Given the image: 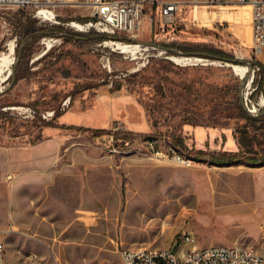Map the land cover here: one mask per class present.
<instances>
[{"label": "rangeland", "instance_id": "1", "mask_svg": "<svg viewBox=\"0 0 264 264\" xmlns=\"http://www.w3.org/2000/svg\"><path fill=\"white\" fill-rule=\"evenodd\" d=\"M159 1L179 2L174 23L163 30L160 14L155 15L152 32L137 40L141 47L135 55L107 42L116 39L90 43L54 31L83 35L67 24L76 16L86 19L85 8H60V18L48 22L34 18L31 10L0 6V56L11 60V76L24 74L15 85L11 76L0 84L3 264H120L122 249L178 250L183 232L201 248L238 246L264 254V164L240 160L217 166L196 159L197 150L241 148L237 132L249 125L245 109L264 108L262 94L252 98L262 69L249 87L252 72L242 78L230 63L200 52L170 54L153 46L216 48L250 71L254 62L264 65V51L259 57L254 52L250 9L237 3ZM30 18L34 30L49 33L25 38L22 24ZM173 56L202 61L179 64ZM101 94L115 100L111 111L95 103ZM67 99V110L110 112V125L122 119L144 135V142L166 141L172 145L169 153L178 150L197 162L183 167L147 153L111 156L90 130L50 129L40 116L18 111L54 110L58 117ZM248 130L257 136L251 142L256 150L264 151V130ZM40 140L55 144V161L43 174L23 172L22 151Z\"/></svg>", "mask_w": 264, "mask_h": 264}, {"label": "built area", "instance_id": "2", "mask_svg": "<svg viewBox=\"0 0 264 264\" xmlns=\"http://www.w3.org/2000/svg\"><path fill=\"white\" fill-rule=\"evenodd\" d=\"M195 4L224 5L237 3L250 9L252 41L255 56L263 55L264 51V0H194ZM0 6L17 7L32 11L34 18L54 22L60 18L57 12L60 8H85L86 19L77 16L67 24L74 31L82 34L97 32L117 37L114 44L122 43L127 46L139 45L137 42L146 30L152 32L155 15L160 14L163 30L174 23L175 13L178 10L177 1L159 0H0ZM71 24V26H69ZM154 46V45H153ZM191 59V58H190ZM252 78L261 70V64L252 65ZM247 85V87H248ZM248 87V88H249ZM71 104L67 99L62 105L66 111ZM249 112H257L255 106L248 108ZM20 114L29 113L32 118L40 116L43 121L55 122L56 112L46 111L37 113L31 108L18 109ZM97 145L111 156H121V152L128 155L147 153L152 159L169 161L173 160L183 167H192L196 160L177 153H169L166 141L144 142V135L130 130L124 123L117 122L103 133L94 136ZM165 142V143H164ZM178 250L139 247L122 249L120 259L123 264H264V254L253 251L251 248L236 246V250H228V246H208L201 248L196 244L194 236L183 232L177 240ZM191 244V249L186 251L185 245ZM5 243L0 232V264L4 262ZM107 264V263H106Z\"/></svg>", "mask_w": 264, "mask_h": 264}, {"label": "trees", "instance_id": "3", "mask_svg": "<svg viewBox=\"0 0 264 264\" xmlns=\"http://www.w3.org/2000/svg\"><path fill=\"white\" fill-rule=\"evenodd\" d=\"M35 21L30 18L25 24H22L23 34L25 38L36 36L39 37L40 33H49V32H41L40 30H34ZM54 31L62 36H71L77 40L83 41L87 40L90 43L94 42H103L109 39H117L115 36H110L107 34H99L97 32H91L89 34H83L81 36L78 35H70L69 33L65 32L63 29H54ZM82 34V33H81ZM159 48H163L170 54H182V55H194L196 53H201L203 57L210 58L214 60H219L222 58L231 59L230 56L216 48H206V47H194V46H184L178 45L175 43L170 44H162V45H154ZM179 51V52H178ZM21 59V57H20ZM258 62H254L253 65L255 66ZM260 64V62H259ZM262 73L258 74L254 80L255 91L253 92L252 98H255L259 95H263L264 97V65L261 64ZM24 77V74L18 76L16 72L11 76L13 80V85H15L21 78ZM261 77V78H260ZM108 84L107 82L101 83L97 86L93 87H100L102 85ZM120 84L117 86V90H120ZM244 118L248 122V126L241 128L238 130V135H240L239 143L241 148L238 151H220V152H211L205 150H197L196 151V159L198 161L203 162H210L217 166L223 165H230L237 161L244 160L249 165H261L264 164V151L256 150L254 145L251 143L253 140L257 139V136H251L248 130L249 126L253 127L256 131L264 130V108L259 110L257 113H250L246 109L244 111ZM50 125V124H46ZM94 136L99 135L104 132V130H90Z\"/></svg>", "mask_w": 264, "mask_h": 264}, {"label": "crops", "instance_id": "4", "mask_svg": "<svg viewBox=\"0 0 264 264\" xmlns=\"http://www.w3.org/2000/svg\"><path fill=\"white\" fill-rule=\"evenodd\" d=\"M114 99H111L109 96L105 94H101L100 98L95 99V103L98 105H105L109 111L111 108V103L114 102ZM97 109L91 110V112H80L77 110H67L62 112L55 122H47L44 121V125L50 129H65L67 127L74 128H85L87 130H107L111 128L115 123L122 122L124 123L130 130L134 131L129 124L124 120H117L113 122L111 125V121L114 116L109 112L104 115L96 112ZM50 125H46V124ZM55 125H57L55 127ZM110 125V126H109ZM135 132V131H134ZM202 139L199 138L198 145H202ZM202 149V148H201ZM21 153V157L25 162L24 166H20L19 169H22L23 172H26L28 169L35 171L37 173L43 174L46 172L47 168L52 165L57 156V147L51 141L40 140L35 145L28 150H23ZM30 155V159L28 160L26 157ZM26 159V160H25ZM10 168L14 169L16 165L14 164V160L10 161ZM13 174L9 176V179L13 178ZM1 213V210H0ZM1 228V223H0ZM2 232V230H0Z\"/></svg>", "mask_w": 264, "mask_h": 264}, {"label": "bare ground", "instance_id": "5", "mask_svg": "<svg viewBox=\"0 0 264 264\" xmlns=\"http://www.w3.org/2000/svg\"><path fill=\"white\" fill-rule=\"evenodd\" d=\"M69 26H71V24H69ZM109 43H112L113 46L117 47L118 50L121 51V53L123 54H130V55H135L138 48H140L141 46L139 45H134L132 47L130 46H127V45H124L122 43H117V44H114L112 41H107ZM105 42V44L107 43ZM12 46V45H11ZM51 44L48 43V47H50ZM119 51V52H120ZM171 59L174 61V62H183V61H202V59H190V58H184V57H171ZM180 64V63H179ZM182 64V63H181ZM184 64V63H183ZM189 64V63H188ZM190 65V64H189ZM229 67H231L234 72L236 74H239L241 75L242 78H244L245 76H247V74L250 72L249 69L246 67V66H238V65H233V64H229L228 65ZM11 73H12V65H11V60L10 59H7L5 57H3L2 55L0 56V84L6 82V80H8V78L11 76ZM263 105V104H262ZM122 153V152H121ZM228 250H236V247H230L228 246ZM107 264H115V263H111V262H107ZM120 264H123L122 260H121V263Z\"/></svg>", "mask_w": 264, "mask_h": 264}, {"label": "water", "instance_id": "6", "mask_svg": "<svg viewBox=\"0 0 264 264\" xmlns=\"http://www.w3.org/2000/svg\"><path fill=\"white\" fill-rule=\"evenodd\" d=\"M219 60H221L222 62H225V63H231V64H233L234 62H235V60H233V59H227V58H222V59H219ZM252 70H253V68L251 67L250 68V72H252ZM245 83V82H244ZM250 83V81L248 82V84ZM248 112H249V110H247Z\"/></svg>", "mask_w": 264, "mask_h": 264}]
</instances>
